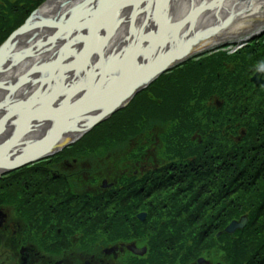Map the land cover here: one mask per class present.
Returning <instances> with one entry per match:
<instances>
[{"label": "trees", "instance_id": "1", "mask_svg": "<svg viewBox=\"0 0 264 264\" xmlns=\"http://www.w3.org/2000/svg\"><path fill=\"white\" fill-rule=\"evenodd\" d=\"M4 1L9 6L12 1L17 4L27 2ZM38 6L37 3L31 7L30 13ZM15 16L13 9H4L3 17H0V30L4 29L0 46L28 18ZM218 59V63L229 64L232 70L219 73L217 67L220 64L217 63L210 73H197L201 80H206L203 91L201 86L192 84L190 77L184 76L190 96L177 103L173 114L149 123L150 128L157 124L173 126L174 138L164 139L167 147L175 144L173 151H164L163 159L165 157L167 164L137 181L132 191L135 193L125 202L122 199L120 206L121 198L112 197L117 206L115 209L131 206L132 219L126 223L131 224L132 233L137 229L142 234L147 233L150 252L157 257L156 262L187 264L188 256L192 259L211 251L223 254L227 264H264V110L255 113L248 110V105L257 97L259 102H264V93L252 95L246 86L250 85L255 65L264 64V47H254L251 52L232 60ZM180 72L173 75L179 92L185 89L177 84V78H182L178 75ZM234 72L241 73V77L235 79ZM242 88L243 99L239 103L232 101L234 96L242 94ZM213 96H219L228 104L225 113L222 110L215 114L206 109ZM203 112L206 113L202 118L205 121H200L197 116ZM201 124L206 125L192 132ZM227 126L229 132L223 133L222 129ZM214 128L219 132L212 131ZM196 134L200 143L192 141ZM185 136L191 143L187 147L181 142ZM240 136L243 138L238 142ZM124 138L111 132L104 134L100 142L105 144V149L101 150H107V144L122 142ZM170 170L175 171L176 179L164 175ZM31 173L35 174L36 170ZM143 189L148 192L144 200L140 197ZM167 191L171 192L164 194ZM141 209L150 214L149 220L144 225H134V215ZM245 216L249 218V224L244 231L234 236L222 234L217 237L233 221ZM84 221L118 223L116 217L96 219L88 216ZM109 229L113 233L120 232L119 226H110L106 230Z\"/></svg>", "mask_w": 264, "mask_h": 264}, {"label": "snow or ice", "instance_id": "2", "mask_svg": "<svg viewBox=\"0 0 264 264\" xmlns=\"http://www.w3.org/2000/svg\"><path fill=\"white\" fill-rule=\"evenodd\" d=\"M187 2L49 0L54 20L46 22L59 29L57 51L31 70L41 74L36 80L43 82L40 91L29 90L19 99L6 97L0 102V142L12 135L32 134L35 140L29 144L46 151L62 133L76 125L87 127L90 115L107 113L137 86L156 77L179 58L173 31L178 26L171 24L170 17ZM121 29L123 37L110 49ZM158 51L168 55H157ZM7 87L0 84V89ZM5 124L11 127L5 129Z\"/></svg>", "mask_w": 264, "mask_h": 264}, {"label": "flooded vegetation", "instance_id": "3", "mask_svg": "<svg viewBox=\"0 0 264 264\" xmlns=\"http://www.w3.org/2000/svg\"><path fill=\"white\" fill-rule=\"evenodd\" d=\"M37 1L40 0L21 4L12 1L11 6L0 1V17L6 8L13 9L15 17H30V8ZM120 33H124L123 29ZM43 165L30 175L37 189L24 191L23 196L16 190L7 193L9 179L0 182V264H163L155 261L157 257L151 254L148 239L139 232L116 237L112 231L99 230L108 223H84L85 215L102 210L101 204L106 212L120 213V224L131 221V208L119 207L116 211L112 201L114 195L120 197V206L122 199L125 202L135 193L131 176L107 175L102 173L104 168H87L77 147ZM13 192L12 198L7 196ZM140 213L149 216L139 212L136 217ZM83 226L95 230L80 232ZM220 256L223 258L208 253L191 264H226Z\"/></svg>", "mask_w": 264, "mask_h": 264}, {"label": "rangeland", "instance_id": "4", "mask_svg": "<svg viewBox=\"0 0 264 264\" xmlns=\"http://www.w3.org/2000/svg\"><path fill=\"white\" fill-rule=\"evenodd\" d=\"M245 1L247 3L250 0ZM192 2L193 0H191V3ZM191 6L192 5L188 7L190 8ZM254 6L259 8L260 12H263L262 15H258V12H253V3L250 2V6L248 8H244L242 11L240 10L241 13L238 11V19H244V21L237 22L236 19L231 20L230 17H214L211 12L210 14L208 13L206 17L202 18V23L199 21L197 22L195 25L196 30L194 29V32L200 31L201 28H197L202 25L206 26V29L204 30L205 32H214L217 29L227 26L234 21L232 25L236 26V28H241L237 30L238 35L234 36L233 38L232 36L226 35L228 33L225 31L220 33L219 38L222 41H227L230 38L234 39L233 41H238L239 39L245 37L248 32H252L264 27V0H256L254 2ZM34 45H38L37 48L41 46L39 39L35 41ZM56 51L57 48H53L51 57L54 56ZM251 51L252 50H245L239 57ZM257 53L259 54V51H257ZM218 62L219 59L214 58L206 61L199 67H189L180 72L178 75L182 78H177V84L179 87L182 86V88H185L184 91L181 92L177 90L174 76L169 77L166 80H161L150 91L143 95H139L134 100V102L131 103L128 108H126V110L122 111L121 115H116V117L110 119V121L105 124L106 126L103 125L104 127H99L93 130L91 134H89L84 140L77 144V148L83 154V162L86 167L95 169L104 168L102 173L107 175L125 174L138 179L142 178L143 173L145 174L146 171L151 169L148 171L151 172L162 167L164 164L163 161H161V158L165 153L164 151H173L175 148L174 143L167 147L164 145L165 142L163 141L165 138H174V136H172V125H169V129L167 125H155L150 128L149 123L154 120L166 118L173 114L177 103L180 100L190 96V91L184 84V76L190 77L192 84H195L196 87L201 86L203 91L207 83L206 80H201L202 78H200L197 73L202 71L210 73ZM253 64L254 63L248 64L246 71ZM260 65V63H257L254 68ZM225 69L226 71L224 72L226 74L227 71L232 70V67H225ZM233 76H235V79L240 78L241 73L234 72ZM13 83H15V81ZM173 93L177 95L178 99L174 97ZM146 94L148 95L146 96ZM216 102L220 103V100L218 99ZM216 102L213 100L210 104H214ZM248 110L249 112L254 113L258 111L261 112L264 110V102H259V97H257L248 105ZM148 131H152L153 134L146 133ZM109 132L117 136L123 135V138H125L122 142L110 143L107 150H101L105 149L103 148L105 147V144L101 143L100 139L104 134ZM164 134H166L165 137H163ZM182 144L184 147L191 145L186 143V139L184 142H182ZM193 148H196V145H194ZM175 155H173V157H175ZM164 175L176 179L174 170L165 172ZM23 176L24 177L22 178L11 180L7 184L5 187L7 193H10L9 191L15 192L16 190L20 192L21 196H23L24 191H33V189L36 187V182L33 180L34 178H32L30 175ZM14 192L7 196L12 198L14 196ZM168 192L171 191L164 192V194ZM42 197L48 198V195L44 194ZM94 230L95 228L89 229L86 226H83L79 229L80 232H92ZM221 260L224 261V258L221 257Z\"/></svg>", "mask_w": 264, "mask_h": 264}, {"label": "water", "instance_id": "5", "mask_svg": "<svg viewBox=\"0 0 264 264\" xmlns=\"http://www.w3.org/2000/svg\"><path fill=\"white\" fill-rule=\"evenodd\" d=\"M225 1L226 0H217V1L212 2L211 4L203 5V6L199 7L198 9H194L193 11H191L187 17H183L182 19L176 20L175 22L171 23L173 26H178V27H174V29H173V31L176 35L177 41L180 39H183V38L197 36L196 34H198V33L194 32V29L196 30L195 25L197 24L198 21L200 22V19H202V17H201L202 14H204L206 11H208L211 8L215 9L216 7H220ZM31 19L28 21V23L22 29H20L19 31L14 33L10 37V39L7 41V43L2 47V49L0 50V58H2L3 55H5L8 51L12 50V47L14 46L15 39L21 33L28 31L30 29L29 24L31 22ZM46 24L47 23H45V25ZM48 25H50V24L48 23ZM185 29L187 32L184 31ZM222 29L216 30L213 34H211L210 32H208L206 34H200V35H204V36L198 38V40H196L194 43H191L189 46H187V47H185L179 51H176V53L178 54V57H179L178 59H175V58L172 59L170 63L166 64L164 66V68L161 69V71L158 73V75L156 77L150 79L145 84H141V85L137 86L135 89H133V91L130 93L128 100L126 102L122 103L121 105L115 106L116 107L115 109L108 111L107 113L102 114L99 117H96L95 119H93L91 121V124L88 127H86L84 130L80 131V134L77 137V139H75L71 142L62 143V139H64V137L67 136L72 131V129H70L69 131L62 133L60 139L58 141L54 142L53 145L48 150H46V151L40 150L33 145L30 148L29 153L25 157L17 156L16 150L18 149L19 146L21 147L22 145H24V143L26 142V139L29 137V134L26 136H24V135H22V136L13 135L11 138H9L7 140H3L4 144L0 147V178L2 176H5V175L11 174L13 172H16L18 170H21L25 167H29V166L35 165L37 163H40L44 160H47V159L55 156L56 154L60 153L64 149L69 148L72 145H74L75 143H77L79 140H81L86 134L91 132L93 129L102 125L103 123H105L106 121L111 119V117L113 115H115L119 111L126 108L131 103V101L134 99L135 96H137L138 94H140L141 92L146 90L161 75L172 71L175 67L184 63L186 60H183L179 63V59L182 56H185L183 54L188 53L190 55H198L201 53H198V50H196V51L194 50L198 45H200L202 43H209V45H211V46L216 44V42L219 40V37H216V35ZM102 33H103V30H102ZM23 59H25V58H23ZM34 73H36V72H32L30 70L29 72H27L25 74L24 79L21 81L22 83H20L19 85L15 86V87H13V86L7 87L4 90L9 92V96H11L14 93L22 90V88L28 82L27 79L31 75H33ZM252 82L256 85L257 88H259L260 86H264V68H260L258 70V72H257L255 78L252 80ZM40 86L43 87V82ZM8 98L10 99L11 97H8ZM9 126H11V125L10 124L4 125L5 129L9 128ZM5 164L7 165V167L2 166ZM138 218L140 219L141 222H145L146 215H140ZM247 225H248V219L245 217V218L241 219V221H239V222H233L226 229L225 233L227 235H234L238 231L245 230Z\"/></svg>", "mask_w": 264, "mask_h": 264}, {"label": "bare ground", "instance_id": "6", "mask_svg": "<svg viewBox=\"0 0 264 264\" xmlns=\"http://www.w3.org/2000/svg\"><path fill=\"white\" fill-rule=\"evenodd\" d=\"M214 1H217V0H193L192 3H191V0H188L187 3L183 4V6H182L181 10L178 12V14H176L177 16L176 15L175 16H176V18L181 19L185 15H187V13H188V11L190 9L188 6L192 5L193 8H197L199 5L210 4V3L214 2ZM255 1L256 0H252V1L250 0V1H248L246 3L245 0H226L220 9H217L216 11L212 12V15L216 13L214 17H230L231 20L236 19L237 22L244 21V19H238L237 12L240 11V10L242 11L244 8H248L250 6V2L253 3V12H258L259 13V14L257 13L258 15H262L263 12H260V9L256 8L254 6V2ZM65 11H67V9H65ZM241 11H240V13H241ZM52 13H53V9L51 7H49V3H47V5H45L41 10H39L34 15L33 19L31 20V22L29 24V28H31L34 24H37L39 22H42V21H45V20L54 19ZM230 19H229V21H230ZM171 22H175L174 18L171 20ZM232 23L228 24L227 27L223 26V28L226 27L228 29L229 26H231V29H241L240 27L236 28V26H233ZM200 28H201V30H200L201 32L200 33H207V32H203L206 29L205 25L199 26L197 29H200ZM263 30H264V27L263 28H259L258 31L256 30V32L258 33V32H261ZM56 32H57V30H54V29H46V30L38 29V30H35L33 32H29L27 34L20 35V36H18L16 38L15 45L13 46L11 53L16 55V56H18V54H20L19 52L25 51L23 49L28 48V46H27L28 42L29 41H34L36 38H38L39 34H40L41 38H44L45 40L49 41L50 39L55 37V33ZM83 34H87V30L86 29L83 30ZM202 36H204V35H197V36H194V37H187V38H183V39L178 40L177 41L178 42L177 51L189 46L191 43H194L196 40H198V38H200ZM229 36H232L234 38L235 35H229ZM250 36L251 35L249 34V35L239 39L238 41L241 43L243 40L249 39ZM230 39H228L227 41L230 42V41L234 40V39H231V40ZM227 41H224L222 43H226ZM17 45H20V47H18L19 48L18 51L15 50ZM12 54L5 55L4 63L8 62L7 63V67H9L15 61H18L16 58L13 57ZM157 55H168V53H163V52L158 51ZM176 55L178 56L177 53H176ZM139 59H142V58H138V60ZM41 61H44V59H42V60H40V59L34 60L33 59L32 65H35V64H38V63H42ZM0 64H1V60H0ZM18 66H16V67H18ZM31 67H32L31 64L27 63V61L22 63V65L20 66L18 71L13 70V71L9 72L8 74H6L4 77H6L7 79L4 78V81L8 82V80H9V82H13V81L16 80L18 82L20 80V78H21L20 74L22 73V75H23ZM35 82H36V80H35ZM31 87L33 88L32 92L40 91L42 89V87L40 85H38L37 87L31 85ZM129 95L126 96L117 105H121L122 103L126 102L128 100ZM117 105H115V106H117ZM115 106L112 109H110L109 111L115 109L116 108ZM99 116L100 115L92 117L90 115L89 116V120L85 122L87 124V127L91 124V121L93 119H95L96 117H99ZM85 128H81L79 125H76L74 128H72V131L67 136H65L64 139H62V143L71 142V141L77 139V137L80 134V131L84 130ZM6 135H7V132H5V136ZM11 137H8L7 139H9ZM34 140H35V137L32 134H29V137L26 139V142L24 143V145H22L21 147L19 146L18 149L16 150L17 156H26L29 153L30 148L33 146V145H30L29 142L30 141L34 142ZM0 144L2 146L4 144V142L3 143L0 142Z\"/></svg>", "mask_w": 264, "mask_h": 264}]
</instances>
